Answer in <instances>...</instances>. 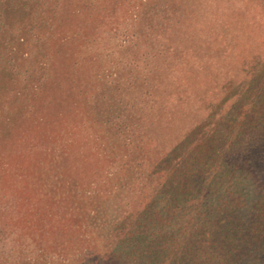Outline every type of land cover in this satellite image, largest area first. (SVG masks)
Wrapping results in <instances>:
<instances>
[{
	"label": "trees",
	"instance_id": "obj_1",
	"mask_svg": "<svg viewBox=\"0 0 264 264\" xmlns=\"http://www.w3.org/2000/svg\"><path fill=\"white\" fill-rule=\"evenodd\" d=\"M263 9L0 0V264H264V59L187 126Z\"/></svg>",
	"mask_w": 264,
	"mask_h": 264
},
{
	"label": "rangeland",
	"instance_id": "obj_2",
	"mask_svg": "<svg viewBox=\"0 0 264 264\" xmlns=\"http://www.w3.org/2000/svg\"><path fill=\"white\" fill-rule=\"evenodd\" d=\"M249 13L245 15V20L248 22L247 28L230 45L225 62L216 59L223 65V68L219 70L218 67H213L212 71L210 70L207 72L208 74H205L208 78L206 76L201 77L206 79L203 87L206 86L203 100L205 107L201 103H196L197 106H200H196L198 109L194 108L193 112L187 117L188 123H190L187 126L191 127L197 120L201 122L208 116L206 113L210 108L213 111L211 115L215 117H218L219 113L229 114L233 101L238 103L240 101L238 99L242 95H248L249 91L253 89V80H258L259 61L264 59V24L258 22V12L251 11ZM208 102L210 106H207ZM246 107L244 105V108ZM213 124L205 123L204 125L205 128L209 129V126ZM70 174L69 182L74 184L88 178L84 173L74 172ZM92 178L97 181L100 180L98 173L92 175ZM55 226L56 231H67L69 221L65 220L60 225Z\"/></svg>",
	"mask_w": 264,
	"mask_h": 264
}]
</instances>
